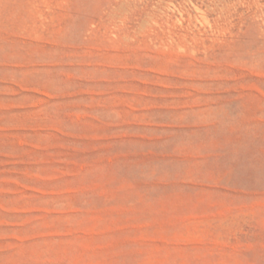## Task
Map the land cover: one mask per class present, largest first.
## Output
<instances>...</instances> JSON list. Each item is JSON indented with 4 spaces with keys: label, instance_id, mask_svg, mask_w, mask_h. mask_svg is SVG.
<instances>
[{
    "label": "rangeland",
    "instance_id": "obj_1",
    "mask_svg": "<svg viewBox=\"0 0 264 264\" xmlns=\"http://www.w3.org/2000/svg\"><path fill=\"white\" fill-rule=\"evenodd\" d=\"M0 264H264V0H0Z\"/></svg>",
    "mask_w": 264,
    "mask_h": 264
}]
</instances>
